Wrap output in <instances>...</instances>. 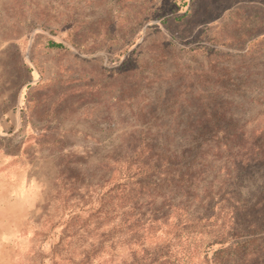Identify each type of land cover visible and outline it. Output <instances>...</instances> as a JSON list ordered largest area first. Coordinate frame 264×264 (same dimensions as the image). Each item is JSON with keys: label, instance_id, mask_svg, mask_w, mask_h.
I'll return each mask as SVG.
<instances>
[{"label": "rangeland", "instance_id": "1", "mask_svg": "<svg viewBox=\"0 0 264 264\" xmlns=\"http://www.w3.org/2000/svg\"><path fill=\"white\" fill-rule=\"evenodd\" d=\"M0 264H264V0H0Z\"/></svg>", "mask_w": 264, "mask_h": 264}, {"label": "trees", "instance_id": "2", "mask_svg": "<svg viewBox=\"0 0 264 264\" xmlns=\"http://www.w3.org/2000/svg\"><path fill=\"white\" fill-rule=\"evenodd\" d=\"M52 46H54V47H59V45H57V44H54V43H52Z\"/></svg>", "mask_w": 264, "mask_h": 264}]
</instances>
